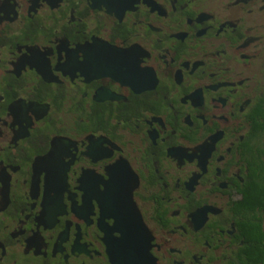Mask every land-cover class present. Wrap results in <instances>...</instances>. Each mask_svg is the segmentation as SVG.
<instances>
[{"label":"flooded vegetation","instance_id":"af4514ba","mask_svg":"<svg viewBox=\"0 0 264 264\" xmlns=\"http://www.w3.org/2000/svg\"><path fill=\"white\" fill-rule=\"evenodd\" d=\"M130 263L264 264V0H0V264Z\"/></svg>","mask_w":264,"mask_h":264},{"label":"water","instance_id":"95a60500","mask_svg":"<svg viewBox=\"0 0 264 264\" xmlns=\"http://www.w3.org/2000/svg\"><path fill=\"white\" fill-rule=\"evenodd\" d=\"M129 204L133 207L132 197L128 198ZM118 231L121 233L120 243H122L124 254L127 258L135 260L139 255L144 254L151 258L149 253L151 246V236L143 223L139 214L137 218H124L123 214L117 213ZM131 264V263H130Z\"/></svg>","mask_w":264,"mask_h":264}]
</instances>
